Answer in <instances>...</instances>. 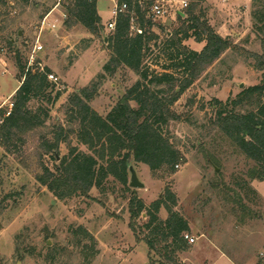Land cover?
<instances>
[{
  "label": "rangeland",
  "instance_id": "obj_1",
  "mask_svg": "<svg viewBox=\"0 0 264 264\" xmlns=\"http://www.w3.org/2000/svg\"><path fill=\"white\" fill-rule=\"evenodd\" d=\"M160 1L165 12L153 20L151 31L155 38L145 58L156 71L162 63L159 60L157 66L153 64L159 46L179 27L177 13L183 16L184 11L179 0ZM250 3L251 0H205L199 8L218 35L259 52L257 37L251 30ZM105 5L110 11L107 0H98L100 9ZM62 13V0H8L0 7V95L13 94L19 84L16 51L26 66L30 55L34 59L31 64L37 60L47 66L62 91L49 106L44 125L25 132L20 139L13 138L8 147L2 146L0 140V261L156 264L152 261L157 256L148 252L144 241L128 227L129 193L117 181L109 177L104 193L92 187L87 195L74 193L58 198L37 180L42 164L52 168L67 153L63 143L47 153L42 147L43 138L52 141L55 125L68 127L63 113L66 98L96 80L109 57L105 41L109 34L108 13H101L104 38H94L87 45L82 39L90 35L78 24L64 27ZM7 39L11 45H7ZM35 44H40L41 49L33 51ZM183 44L199 50L203 42L190 37ZM136 78L129 68L118 67L101 79L88 104L104 116ZM259 80L260 72L243 51H225L171 105L178 119L170 121L165 130L180 149L177 165L173 169L161 166L151 170L132 158L127 161V185L132 169L142 186L128 187L146 205L162 199L166 189L174 195L172 209L186 220L187 233L194 238L184 251L177 252L178 264H213L219 250H224L235 264H264V177L252 176L254 162L208 120L211 99L224 101ZM36 105L33 101L29 107L34 110ZM72 137V145L89 153ZM235 183L252 187L255 192L246 194L247 189L240 190ZM166 216L160 206L158 217ZM143 218L142 214L137 222ZM215 264L232 263L224 257Z\"/></svg>",
  "mask_w": 264,
  "mask_h": 264
},
{
  "label": "trees",
  "instance_id": "obj_2",
  "mask_svg": "<svg viewBox=\"0 0 264 264\" xmlns=\"http://www.w3.org/2000/svg\"><path fill=\"white\" fill-rule=\"evenodd\" d=\"M26 1V0H22ZM183 16L178 12L180 25L159 46L156 71L145 61L150 50V42L155 38L151 31L153 19L150 6L154 0H117L124 2L126 9L113 19V29L106 35L109 57L102 65V72L88 86L71 93L64 103V121L67 128L55 125L52 141L42 139V147L47 153L58 149L59 143L67 147L52 168L41 165L42 173L37 180L45 185L56 197L64 198L74 193L87 195L94 187L104 193L108 178L117 181L128 190V227L137 239L143 240L157 256L149 260L156 264H178L177 252L186 249V220L175 210L174 195L168 189L163 198L146 205L127 185V161L146 164L151 170L177 164L181 154L177 143L169 137L165 127L178 116L171 105L179 95L199 78L206 67L227 50L244 52L256 71L260 72L258 83L240 89L234 96L224 101L213 98L210 101L209 122L217 128L248 159L254 162L252 176L264 177V0H251V30L259 43V52L239 47L230 37H221L202 17L199 4L205 0H186ZM8 0H0V7ZM66 28L78 24L90 37L83 38L87 44L99 38L103 30L101 18L96 10V0H62ZM138 31L131 29V25ZM102 39L104 36H101ZM192 37L203 42L199 50L190 49L183 40ZM11 45V40H6ZM15 66L19 84L12 94V110L0 123L1 145L8 147L13 138L20 139L25 132L44 125L48 118L49 106L60 97L62 91L47 79L51 70L47 66H26L16 51ZM120 66L133 71L137 78L125 90L104 116L94 111L88 104L101 79L110 75ZM35 102V109L29 104ZM73 136V137H72ZM85 146L89 153L79 150L70 143ZM12 144V143H11ZM245 192L254 189L235 183ZM169 201V203H168ZM160 206L167 212L165 219L158 217ZM144 215L143 221L137 219ZM84 236L89 233L78 227ZM79 242V241H77ZM0 264H4L0 261Z\"/></svg>",
  "mask_w": 264,
  "mask_h": 264
},
{
  "label": "built area",
  "instance_id": "obj_3",
  "mask_svg": "<svg viewBox=\"0 0 264 264\" xmlns=\"http://www.w3.org/2000/svg\"><path fill=\"white\" fill-rule=\"evenodd\" d=\"M107 1L111 4V7H110L111 19H109L107 21L106 25H107V28L109 30H111V29H113V24H114L113 19H114V17L117 15V13H119V12H121V11L126 9V4L124 2L118 4L117 0H107ZM179 3H180L181 8H185L186 5H187V1L186 0H179ZM164 12L165 11L163 10V5H162L161 1L160 0H154L152 5L150 6V13H151L152 19L154 20L155 17H161L164 14ZM63 16H65V15L63 14ZM131 29L134 30V31L136 30V31L139 32L137 27L134 26L133 24L131 25ZM40 49H41V45L40 44H35L33 51L40 50ZM33 60H34L33 56L30 55L29 56V66L34 64V63L31 64L33 62ZM37 65L39 66V68H41L40 63H37ZM47 79L52 81V82H54L55 84H58L56 82L57 78L52 73H48L47 74ZM11 97H12V94H10V95H8L6 97H3V96L0 95V123L2 122V120L5 117L9 116V114H10V112L12 110L13 102H12V98ZM183 238L189 243L194 242V238L191 237L188 233H184L183 234Z\"/></svg>",
  "mask_w": 264,
  "mask_h": 264
},
{
  "label": "crops",
  "instance_id": "obj_4",
  "mask_svg": "<svg viewBox=\"0 0 264 264\" xmlns=\"http://www.w3.org/2000/svg\"><path fill=\"white\" fill-rule=\"evenodd\" d=\"M107 2H108V1H107ZM108 4H110V3L108 2ZM110 5H111V4H110ZM55 7H56V6H55ZM55 7H54L51 11H53V10L55 9ZM104 7H105L104 9H100L99 6H98V0H96V10H97L98 15L100 16L101 19H103L101 13H102V12H106V13H108V16H107V18H106V20L108 21L109 19H111V13H110V11L106 10V9H107V5H105ZM51 11L47 14V16L51 13ZM62 16H63V13H62ZM254 187H255V186H254ZM255 188H256V187H255ZM256 190H257V189H256ZM224 257L226 258V260H227V259L230 260V262H231L232 264H235V263L229 258L228 254H226V252H224V250H219V252L216 253V256L214 257L212 263L215 264V262H217L218 260H222Z\"/></svg>",
  "mask_w": 264,
  "mask_h": 264
},
{
  "label": "water",
  "instance_id": "obj_5",
  "mask_svg": "<svg viewBox=\"0 0 264 264\" xmlns=\"http://www.w3.org/2000/svg\"><path fill=\"white\" fill-rule=\"evenodd\" d=\"M128 185L134 188L142 186V184L138 181L135 172L132 169H130V178H129Z\"/></svg>",
  "mask_w": 264,
  "mask_h": 264
}]
</instances>
